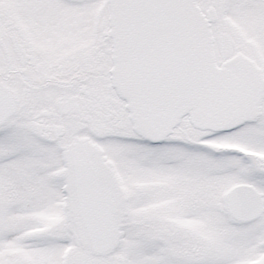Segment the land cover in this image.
<instances>
[{
	"label": "snow or ice",
	"instance_id": "snow-or-ice-1",
	"mask_svg": "<svg viewBox=\"0 0 264 264\" xmlns=\"http://www.w3.org/2000/svg\"><path fill=\"white\" fill-rule=\"evenodd\" d=\"M0 264H264V0H0Z\"/></svg>",
	"mask_w": 264,
	"mask_h": 264
}]
</instances>
